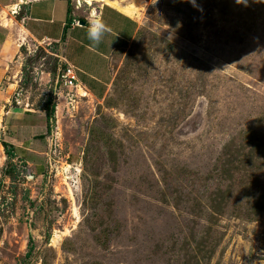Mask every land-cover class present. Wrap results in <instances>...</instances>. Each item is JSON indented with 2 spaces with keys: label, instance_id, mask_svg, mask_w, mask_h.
<instances>
[{
  "label": "rangeland",
  "instance_id": "rangeland-1",
  "mask_svg": "<svg viewBox=\"0 0 264 264\" xmlns=\"http://www.w3.org/2000/svg\"><path fill=\"white\" fill-rule=\"evenodd\" d=\"M117 2L139 28L103 98L60 43L19 54L0 264H264V3Z\"/></svg>",
  "mask_w": 264,
  "mask_h": 264
},
{
  "label": "crops",
  "instance_id": "crops-1",
  "mask_svg": "<svg viewBox=\"0 0 264 264\" xmlns=\"http://www.w3.org/2000/svg\"><path fill=\"white\" fill-rule=\"evenodd\" d=\"M78 1L84 4V10L79 9ZM117 1L120 0H92L91 3L0 0V111H5L3 116H10L12 112L9 104L16 90V63L21 51L30 44L60 43L65 64L75 69L77 84L95 99L107 94L113 81L111 56L127 46L139 28V21L132 14L134 10L123 9L132 5ZM92 16L100 18L107 28L99 43L87 37V22ZM74 19L79 24H72Z\"/></svg>",
  "mask_w": 264,
  "mask_h": 264
},
{
  "label": "clouds",
  "instance_id": "clouds-1",
  "mask_svg": "<svg viewBox=\"0 0 264 264\" xmlns=\"http://www.w3.org/2000/svg\"><path fill=\"white\" fill-rule=\"evenodd\" d=\"M183 2V0H182ZM188 3L195 6V0H187ZM237 3H244L245 0H236ZM260 3H264V0H258ZM107 31L106 25L104 22L96 17L92 16L88 19L87 22V37L93 43H99L103 34Z\"/></svg>",
  "mask_w": 264,
  "mask_h": 264
},
{
  "label": "built area",
  "instance_id": "built-area-1",
  "mask_svg": "<svg viewBox=\"0 0 264 264\" xmlns=\"http://www.w3.org/2000/svg\"><path fill=\"white\" fill-rule=\"evenodd\" d=\"M78 23L79 21L77 19H74L72 21V24H78ZM60 79L62 84L66 87L77 85V77H76L75 69L68 64H65L64 68L61 70Z\"/></svg>",
  "mask_w": 264,
  "mask_h": 264
},
{
  "label": "bare ground",
  "instance_id": "bare-ground-1",
  "mask_svg": "<svg viewBox=\"0 0 264 264\" xmlns=\"http://www.w3.org/2000/svg\"><path fill=\"white\" fill-rule=\"evenodd\" d=\"M87 1V3H91V1L92 0H86ZM78 5H79V1H78ZM132 6H129V7H125V8H123L125 11H128V12H130L131 10H132ZM83 95H87V93L85 94V92H84V94Z\"/></svg>",
  "mask_w": 264,
  "mask_h": 264
},
{
  "label": "water",
  "instance_id": "water-1",
  "mask_svg": "<svg viewBox=\"0 0 264 264\" xmlns=\"http://www.w3.org/2000/svg\"><path fill=\"white\" fill-rule=\"evenodd\" d=\"M81 24H84V22L82 21V22H80Z\"/></svg>",
  "mask_w": 264,
  "mask_h": 264
},
{
  "label": "trees",
  "instance_id": "trees-1",
  "mask_svg": "<svg viewBox=\"0 0 264 264\" xmlns=\"http://www.w3.org/2000/svg\"><path fill=\"white\" fill-rule=\"evenodd\" d=\"M68 11H69V9H68ZM6 145V144H5Z\"/></svg>",
  "mask_w": 264,
  "mask_h": 264
}]
</instances>
